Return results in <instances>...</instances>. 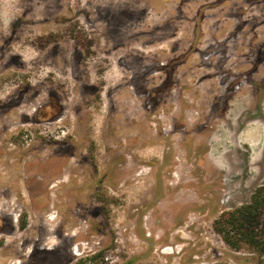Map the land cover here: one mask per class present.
<instances>
[{
	"label": "rangeland",
	"instance_id": "1",
	"mask_svg": "<svg viewBox=\"0 0 264 264\" xmlns=\"http://www.w3.org/2000/svg\"><path fill=\"white\" fill-rule=\"evenodd\" d=\"M0 143V264H253L213 223L264 186V0H0Z\"/></svg>",
	"mask_w": 264,
	"mask_h": 264
},
{
	"label": "trees",
	"instance_id": "2",
	"mask_svg": "<svg viewBox=\"0 0 264 264\" xmlns=\"http://www.w3.org/2000/svg\"><path fill=\"white\" fill-rule=\"evenodd\" d=\"M213 228L231 250L246 249L253 264H264V186L255 189L246 205L219 215Z\"/></svg>",
	"mask_w": 264,
	"mask_h": 264
},
{
	"label": "flooded vegetation",
	"instance_id": "3",
	"mask_svg": "<svg viewBox=\"0 0 264 264\" xmlns=\"http://www.w3.org/2000/svg\"><path fill=\"white\" fill-rule=\"evenodd\" d=\"M54 110H56V108ZM59 116H60V112H58L54 117H51L50 119H47V120L46 119H38V120H36L35 123H51ZM70 141H71V139H65V141H63V142H70ZM69 144L70 143H66L64 145H61V144L58 145V149H56L55 151L51 152L50 155L48 156V158H52V159L48 160L47 162H44V163H49L50 164V165L48 164L49 167H46L47 172L45 173V175L47 177H49V180L53 179V178L57 179L60 176L61 171L63 169L64 170L66 169V166L62 165V161L60 159H62V158L63 159L64 158L65 159H72V158L75 157L76 150L74 149L73 145H69ZM62 147H65V149H62ZM5 155H6V151L2 148V144L0 143V159L2 157H4ZM57 160H60L61 162L60 161L58 162ZM66 164L67 163H65V165ZM45 178L41 177L39 182H41V183H43L45 185L48 182L47 180H45ZM43 202H45V199L42 200V203ZM2 218L0 217V238L2 236H11V235H13L14 230L13 229H9L6 226V223H5V221ZM16 222H17L16 227L18 229H20V230L24 229V223H23L22 219H19ZM45 235H46V230L45 229L38 230V236H39L38 243H41V244L45 245V237H46ZM24 245H25V243H24ZM45 249H48V248H43L42 247V248H39L38 250L36 249L38 251L37 254L40 255V256H43V257L46 256L47 253L45 252ZM34 252L35 251H33V253ZM12 264H14V263H12ZM16 264H28V262L27 261H23V262H19V263H16Z\"/></svg>",
	"mask_w": 264,
	"mask_h": 264
}]
</instances>
